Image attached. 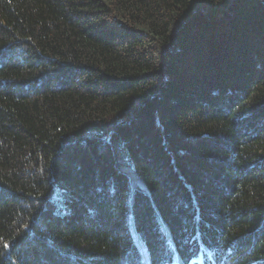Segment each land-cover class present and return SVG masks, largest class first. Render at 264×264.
<instances>
[{
  "label": "trees",
  "instance_id": "obj_1",
  "mask_svg": "<svg viewBox=\"0 0 264 264\" xmlns=\"http://www.w3.org/2000/svg\"><path fill=\"white\" fill-rule=\"evenodd\" d=\"M0 264H264V0H0Z\"/></svg>",
  "mask_w": 264,
  "mask_h": 264
}]
</instances>
